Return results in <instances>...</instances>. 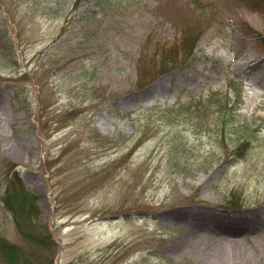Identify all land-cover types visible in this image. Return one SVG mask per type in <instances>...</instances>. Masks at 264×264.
I'll use <instances>...</instances> for the list:
<instances>
[{
  "label": "rangeland",
  "instance_id": "1",
  "mask_svg": "<svg viewBox=\"0 0 264 264\" xmlns=\"http://www.w3.org/2000/svg\"><path fill=\"white\" fill-rule=\"evenodd\" d=\"M187 30L198 38L185 60ZM173 46L178 56L164 51ZM162 52L174 67L157 74ZM192 71L201 86H189ZM217 93L246 128L240 156L207 104ZM3 160L37 196L54 264H211L230 241L206 225L199 234L219 239L192 244L197 220L246 227L252 251L264 216V2L0 0V234L27 247L3 202Z\"/></svg>",
  "mask_w": 264,
  "mask_h": 264
},
{
  "label": "trees",
  "instance_id": "2",
  "mask_svg": "<svg viewBox=\"0 0 264 264\" xmlns=\"http://www.w3.org/2000/svg\"><path fill=\"white\" fill-rule=\"evenodd\" d=\"M262 1L264 2V0ZM77 2L79 0H76ZM197 38V32L187 30L183 33L178 47L185 52V60L191 57ZM178 47L173 46L164 49V51L170 54L175 53L178 56ZM163 52L159 60L161 63L159 69H157V74L165 71L167 66H170V69L174 67V57H167ZM207 104L215 107L221 119V126H225L235 134V137H238L237 143L239 146L235 153L237 156L242 155L244 146L248 142V138L243 135L246 128L231 124L229 118H225L234 108V105L230 103L229 96L227 94H213ZM3 161L6 167L5 181H7V187L3 193V202L5 205L7 204V209L13 215L15 226L25 237L28 245L27 247L20 245L0 234V260L5 264H54L57 242L47 225L42 224L36 227L33 222V218L39 213L37 196L27 188L20 171L15 167L17 164L8 167L6 165L7 161Z\"/></svg>",
  "mask_w": 264,
  "mask_h": 264
},
{
  "label": "bare ground",
  "instance_id": "3",
  "mask_svg": "<svg viewBox=\"0 0 264 264\" xmlns=\"http://www.w3.org/2000/svg\"><path fill=\"white\" fill-rule=\"evenodd\" d=\"M205 47H206V42L205 41L201 42L199 47L197 48V51H198L197 56L203 58V49ZM205 79H206V76L202 77L197 72L192 71L190 73V76H189V79L187 82H188L189 86H191V85L201 86L204 83ZM184 82H185V78L183 76L180 84H184ZM162 84L163 83H157V84L149 87L147 89V92H148L147 94L151 95L149 97L154 99L156 97L154 95L159 90L164 91L165 89L162 87ZM166 98H167V96H164L162 100H166ZM255 211H256V209H255ZM261 211L264 213V207L261 208ZM228 221L229 220L213 222V223H203V222H201V220H197L190 225V228H192L191 229L192 231L190 230V234L186 236V239H188V241L191 242L192 244H198L201 241L203 242L204 237H209L214 241V239L217 238L215 236L218 234L217 231H215L214 233L209 231V232L205 233L204 235H202V234L200 235L199 232L197 231L198 229L204 230L203 226H206V225L208 227L214 226L215 228H218L219 234H222L221 236L227 235V237H228L227 239L230 242L226 243L222 248H220L218 253H215L214 257L210 258L212 261L211 264H227L229 259H233V258L234 259L236 258L238 260L237 261L238 264H255V262L259 263L261 260L264 264V216L261 218V221L259 222V224H261V226L259 225L255 228V230H253V236H254L256 247L252 251H250V250L248 251L243 246V240H242L241 236H243V237L246 236L245 232H244V229L246 227H244V226L239 227L240 224H237L236 226H234L233 224L231 225V222H228ZM242 225H245V224H242ZM232 226H234L233 230L225 229L227 227L231 228ZM235 227H237V228H235ZM217 239H219V238H217ZM217 239H215V240H217ZM216 259H218V260H216Z\"/></svg>",
  "mask_w": 264,
  "mask_h": 264
}]
</instances>
